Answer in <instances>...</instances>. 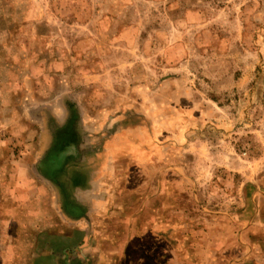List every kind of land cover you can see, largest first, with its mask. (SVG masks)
I'll list each match as a JSON object with an SVG mask.
<instances>
[{"label": "rangeland", "instance_id": "rangeland-1", "mask_svg": "<svg viewBox=\"0 0 264 264\" xmlns=\"http://www.w3.org/2000/svg\"><path fill=\"white\" fill-rule=\"evenodd\" d=\"M115 135L106 264H264V0H0V264L61 225L56 144Z\"/></svg>", "mask_w": 264, "mask_h": 264}, {"label": "crops", "instance_id": "crops-1", "mask_svg": "<svg viewBox=\"0 0 264 264\" xmlns=\"http://www.w3.org/2000/svg\"><path fill=\"white\" fill-rule=\"evenodd\" d=\"M118 135H115L112 140L104 142L103 152L105 156H103L101 163L96 167L92 165V161L88 164L89 167L92 165L93 169L83 163V160L88 156V143L84 140L81 144L76 143L75 140H73V144L71 143L72 140L64 143L63 147L66 144L70 147V151L67 152V154L70 153L69 155H65L66 152L64 153L63 150L60 155V157L64 155L62 156L64 161L60 160L63 167L59 166L58 171L61 172L60 174L62 172L68 174L66 179L60 175L64 181L52 177L53 170L46 173L37 167L40 177L44 179V181H39V184L45 185L43 182H46L52 186L53 203L58 211L57 215L55 213L53 215L57 219L53 220L61 225L58 229L48 232L41 228L40 230L31 229L27 231V233H31L25 234V236L32 237L34 239L32 242L35 243L32 254H35L34 257L36 258L32 264H106L104 260L109 255V251L99 243L100 232L96 223L97 216L104 215L111 205L118 204L116 198H118L121 187L117 183L106 182L104 171L102 172L108 163L105 161L108 155L111 157L114 166L116 157L110 154L121 151L120 147L122 148V146L120 144H117V148H113V151L111 150L113 146L111 141L115 142ZM62 138L60 137L59 140ZM74 151L77 158L69 163L68 161ZM80 172L86 176L81 177ZM114 217L116 220V215ZM262 221L264 223V219ZM113 249L115 251V248ZM117 252H119L118 249ZM237 260V257L226 259L229 261L228 263H237Z\"/></svg>", "mask_w": 264, "mask_h": 264}, {"label": "trees", "instance_id": "trees-1", "mask_svg": "<svg viewBox=\"0 0 264 264\" xmlns=\"http://www.w3.org/2000/svg\"><path fill=\"white\" fill-rule=\"evenodd\" d=\"M63 142H61V143H57L56 145H57V147H58V149H60V148H63V151H64V153L65 152H67L64 148L65 147H67L68 145L66 144V146L64 145V147H63ZM60 151V154H62V150H59Z\"/></svg>", "mask_w": 264, "mask_h": 264}]
</instances>
